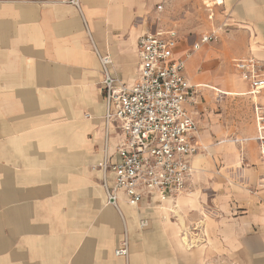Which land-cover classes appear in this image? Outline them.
Listing matches in <instances>:
<instances>
[{"label":"crops","instance_id":"1","mask_svg":"<svg viewBox=\"0 0 264 264\" xmlns=\"http://www.w3.org/2000/svg\"><path fill=\"white\" fill-rule=\"evenodd\" d=\"M77 1L78 8L70 0H0V264H264V159L254 141L248 87L237 72L231 90L198 79L196 86L241 95L213 91L217 97L249 100L252 124L243 138L254 143L247 151L256 164L247 174L250 193L221 186L213 202L204 205L192 192L193 208L190 197L164 203L154 199L135 208L121 196L122 218L106 205L101 174L95 169L105 135L96 53L108 56L112 72L131 85L139 64L137 41L144 32L135 22L152 2ZM204 6L210 7L207 20L211 13L214 17L216 29L211 32L220 39L236 36L225 50L242 53L241 59L253 56L264 61V0H208ZM205 47L191 56L186 68L194 66L202 53L209 54ZM186 51L181 44L179 54ZM190 76L185 69L189 84ZM258 102L264 105V91ZM194 104L187 110L203 129L201 145L209 146L223 165L237 164L236 144L221 141L231 133L227 120L208 113L199 120ZM116 140L111 138L110 151ZM213 140L220 142L214 145ZM199 159V154L191 159L187 187ZM228 198L242 211L238 217L183 216L187 227L198 226L189 235L198 243L188 249L181 240L179 220L170 218L172 212L185 205V213L207 207L213 214L225 209ZM141 220L147 221L144 229ZM125 232L126 259L114 255Z\"/></svg>","mask_w":264,"mask_h":264},{"label":"built area","instance_id":"2","mask_svg":"<svg viewBox=\"0 0 264 264\" xmlns=\"http://www.w3.org/2000/svg\"><path fill=\"white\" fill-rule=\"evenodd\" d=\"M70 4L78 8L77 0H70ZM213 18L211 13L208 20ZM217 39V32L212 31L180 55L181 38L175 28L144 31L137 41L139 64L131 85L112 72L108 56L96 53L102 73L105 135L102 159L95 169L101 174L106 205L121 218V196L139 208L143 202L156 199L163 203L186 193L191 159L203 147L199 126L187 110L195 103L196 91L185 77L186 63L201 46ZM234 68L248 87L254 141L264 159V105L258 102L264 91V61L250 56L235 61ZM111 138L117 139L112 151ZM139 226L146 228L147 221L141 220ZM191 230L195 233L198 228ZM193 233L190 229L181 233L188 249L198 243L191 241ZM128 254L125 232L114 255L126 259Z\"/></svg>","mask_w":264,"mask_h":264},{"label":"rangeland","instance_id":"3","mask_svg":"<svg viewBox=\"0 0 264 264\" xmlns=\"http://www.w3.org/2000/svg\"><path fill=\"white\" fill-rule=\"evenodd\" d=\"M150 1L152 4L149 2L150 6L147 8L144 16L135 22L136 25L142 26L141 32L153 31L157 28H175L181 38L183 49L188 50L191 45L198 43L202 36L208 35L211 30L216 29L215 22L207 20V11L204 3L208 0ZM211 2L212 1H210V3ZM159 7H161V9H159ZM215 17L219 18V14H215ZM217 36L219 38L217 41L204 45L206 46L205 48L210 49L209 54L206 55L205 52L202 53L201 59L194 66L189 65L186 69L189 75H191L190 84L195 87L194 109L198 112L199 120H203V115H207V113L209 116L213 114L215 116L223 115V120H227L226 124L230 128L231 133L221 141L227 140L236 144V154L239 161L237 164L227 167L221 162H218L216 158L210 154L209 146L202 147L199 152L201 159H199L197 166L194 167L197 170L194 172L192 183L187 187L186 191L196 192L195 197L198 199V202L204 205L213 202L215 195L220 193L221 186H223L225 190L232 189L234 192L250 193V184L247 179V174L248 170L250 171L256 166L247 156L249 145L254 143L253 141H248L247 138H243L244 135H248L246 132L252 124L251 105L247 97H217L213 91L201 87L198 88L196 86L198 83L202 82L221 90H225V87L230 88V90L233 89L231 88L234 79L233 75H237L234 69V63L245 55L223 48L225 45L232 44L236 36L229 37L228 35H222L221 39L219 35ZM204 46H201L196 53H200V50L202 51ZM194 55L195 57L197 56L196 54ZM194 62L195 60L192 58L191 63ZM202 76H205V79L200 80ZM196 79L201 82H197ZM218 118L220 117L218 116ZM198 126L201 136L203 129L200 125ZM219 142L218 140L212 141L214 145ZM192 200L193 203L189 205L191 208L194 207L195 203L194 199ZM227 203L228 205L224 210L218 211L217 213L214 212L213 214L211 210H208L209 212L205 210L207 208L206 206L202 211H196L190 214L185 213L183 208L187 206L181 205V212L179 210L172 212L174 215L171 214L170 218L173 221L179 220L181 230L188 231V229L191 230V228L185 225L183 216L185 219L192 218L194 214L199 215L200 218L206 215L205 217L214 216L231 219L242 214V211L234 206L236 202L233 198H228ZM197 208H199V206ZM164 217L168 220L169 214L164 213Z\"/></svg>","mask_w":264,"mask_h":264},{"label":"bare ground","instance_id":"4","mask_svg":"<svg viewBox=\"0 0 264 264\" xmlns=\"http://www.w3.org/2000/svg\"><path fill=\"white\" fill-rule=\"evenodd\" d=\"M240 79V78H239ZM240 81L242 82V80L240 79ZM243 83V82H242ZM199 87L201 88H205V89H210L220 95H224V96H241L239 95V93L237 94L236 92H225V91H220V90H217L216 88H211L207 85H200ZM192 195V192H190L189 190L186 191V193L184 195H181L179 197H190ZM166 202V201H165ZM164 203V202H163ZM182 242L185 244V238L181 239Z\"/></svg>","mask_w":264,"mask_h":264}]
</instances>
